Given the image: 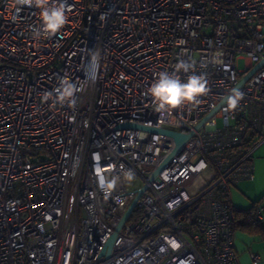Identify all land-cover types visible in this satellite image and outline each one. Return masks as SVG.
<instances>
[{
    "label": "built area",
    "instance_id": "built-area-1",
    "mask_svg": "<svg viewBox=\"0 0 264 264\" xmlns=\"http://www.w3.org/2000/svg\"><path fill=\"white\" fill-rule=\"evenodd\" d=\"M60 2L46 34L41 8L0 0V264H240L229 194L264 141V0ZM181 59L207 90L157 112L148 88ZM125 123L190 135L149 181L176 143Z\"/></svg>",
    "mask_w": 264,
    "mask_h": 264
},
{
    "label": "clouds",
    "instance_id": "clouds-1",
    "mask_svg": "<svg viewBox=\"0 0 264 264\" xmlns=\"http://www.w3.org/2000/svg\"><path fill=\"white\" fill-rule=\"evenodd\" d=\"M21 5H35L42 9V20L46 34H55L66 23L65 3L60 2L56 6L45 7L47 0H16ZM192 65L181 59L175 67L174 72L161 71L156 80L148 88V94L152 97L157 112L169 111L178 108L185 101L196 102L197 97L207 90V81L202 76L192 75L187 81L177 78L180 72L190 71ZM73 96V87L66 81L58 90V100L63 102ZM243 94L236 89L228 97V107L235 108ZM74 103V101H73Z\"/></svg>",
    "mask_w": 264,
    "mask_h": 264
},
{
    "label": "crops",
    "instance_id": "crops-1",
    "mask_svg": "<svg viewBox=\"0 0 264 264\" xmlns=\"http://www.w3.org/2000/svg\"><path fill=\"white\" fill-rule=\"evenodd\" d=\"M252 163L254 178L243 180L230 190L229 197L235 207L247 208L264 195V141L257 144L253 152ZM261 206H264V202ZM260 220L264 225V218ZM234 247L240 264H254L250 259L251 253L259 256L260 260L256 264H264V236L237 227L234 233Z\"/></svg>",
    "mask_w": 264,
    "mask_h": 264
},
{
    "label": "water",
    "instance_id": "water-1",
    "mask_svg": "<svg viewBox=\"0 0 264 264\" xmlns=\"http://www.w3.org/2000/svg\"><path fill=\"white\" fill-rule=\"evenodd\" d=\"M259 65V64H258ZM258 65H256L255 67H253L251 69V71L249 73H247L237 84V87L239 85H241L243 82H245L247 80V78L255 71V69L258 67ZM208 116H206L201 122H204L205 119ZM199 124V125H200ZM198 125V126H199ZM197 126V127H198ZM120 128H140V129H145V130H149V131H153V132H158V133H162V134H166L169 135L171 137H173L176 146L175 148L171 151V153L168 155V157L154 170V172L151 174L149 181H151L155 175L160 171V169L167 163V161L175 154V152L181 147V145L185 142V140L189 137L190 134H182L180 132H176L173 130H169V129H158V128H153V127H146V126H142V125H138V124H134V123H125L119 126ZM146 189V184H144L140 189H138L136 192V196L134 198V200L132 201V203L129 205L127 212L125 213L124 217L122 218V220L120 221L119 225L116 228V231L119 229L120 224L123 222V220L126 218L127 214L131 211V209L134 207L135 203L137 202V200L141 197L142 193L145 191ZM116 231L111 235V237L108 239L107 243H106V247H107V256L109 253V250L111 248L113 239L115 237Z\"/></svg>",
    "mask_w": 264,
    "mask_h": 264
},
{
    "label": "trees",
    "instance_id": "trees-1",
    "mask_svg": "<svg viewBox=\"0 0 264 264\" xmlns=\"http://www.w3.org/2000/svg\"><path fill=\"white\" fill-rule=\"evenodd\" d=\"M264 202V195L255 200L247 208H238L234 206V227L244 229L250 233H258L264 236V225L261 220L256 218V212Z\"/></svg>",
    "mask_w": 264,
    "mask_h": 264
},
{
    "label": "rangeland",
    "instance_id": "rangeland-1",
    "mask_svg": "<svg viewBox=\"0 0 264 264\" xmlns=\"http://www.w3.org/2000/svg\"><path fill=\"white\" fill-rule=\"evenodd\" d=\"M244 68H245V59L243 57H240L237 59V69L238 70H244ZM203 182H204V177H198L194 180L193 186L194 187H200V186H202ZM234 199H235V197H234Z\"/></svg>",
    "mask_w": 264,
    "mask_h": 264
}]
</instances>
